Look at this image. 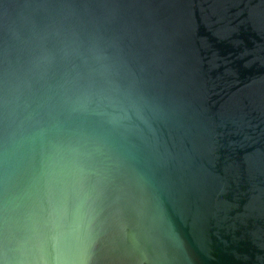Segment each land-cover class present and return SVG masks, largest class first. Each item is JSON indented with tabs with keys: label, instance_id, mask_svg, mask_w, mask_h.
<instances>
[{
	"label": "water",
	"instance_id": "obj_1",
	"mask_svg": "<svg viewBox=\"0 0 264 264\" xmlns=\"http://www.w3.org/2000/svg\"><path fill=\"white\" fill-rule=\"evenodd\" d=\"M0 264H264V0H0Z\"/></svg>",
	"mask_w": 264,
	"mask_h": 264
}]
</instances>
